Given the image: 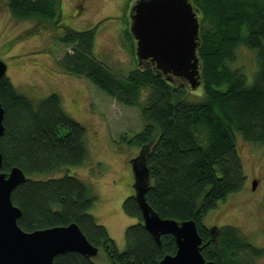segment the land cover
<instances>
[{"label": "trees", "instance_id": "obj_1", "mask_svg": "<svg viewBox=\"0 0 264 264\" xmlns=\"http://www.w3.org/2000/svg\"><path fill=\"white\" fill-rule=\"evenodd\" d=\"M59 2L8 0L6 8L15 20L35 19L57 27ZM189 2L209 25L198 31L203 95L197 102L178 99L183 91L171 87L170 80L149 63L125 77L105 68L92 55L95 29L77 32L64 28L59 42L69 51L57 67L88 80L120 103L130 106L141 99L142 130L130 143L147 149L143 158L150 183L144 193L148 207L162 220L192 221L205 261L253 264L264 256V250L253 247L232 227H223L212 237L202 220L243 188L245 176L236 135L251 145L264 146V0ZM127 36L133 40L129 33ZM239 48L254 54L256 70L250 85L242 70L233 68ZM0 105V173L8 175L16 168L25 177L10 195L12 205L20 211L19 229L31 233L75 225L111 264H159L175 253L171 236L156 240L144 229L132 196L123 201L122 211L136 223L124 230L125 246L119 252L106 229L90 215L96 197L88 186L68 175L53 176L65 168L82 166L87 158L85 129L64 112L57 95L34 102L3 76ZM53 263L95 264L77 253L60 255Z\"/></svg>", "mask_w": 264, "mask_h": 264}, {"label": "rangeland", "instance_id": "obj_2", "mask_svg": "<svg viewBox=\"0 0 264 264\" xmlns=\"http://www.w3.org/2000/svg\"><path fill=\"white\" fill-rule=\"evenodd\" d=\"M7 1L0 0V62L6 66L5 77L19 94L34 102L57 95L64 112L85 129L87 158L83 165L65 168L53 176L68 175L88 186L96 197L90 215L106 229L121 252L124 230L136 223L122 211L123 201L133 194L131 164L136 160L142 165L147 150L130 143L142 130V101L130 106L115 101L88 80L60 71L57 62L69 51L59 42L64 28H68L77 32L95 29L93 58L119 77L148 65L137 61L135 42L127 36L132 8L139 0H59L57 27L35 19L15 20L6 8ZM196 16L199 31L209 29L200 13ZM233 68L241 69L250 85L256 70L253 52L239 48ZM169 84L183 91L178 99L197 102L202 98L201 85L191 90L177 78ZM235 139L245 176L243 188L208 212L202 225L213 231L232 227L253 247L264 250V146L246 143L238 135ZM149 184L141 178L143 187ZM92 260L95 264H111L102 250ZM253 264H264V256L253 260Z\"/></svg>", "mask_w": 264, "mask_h": 264}, {"label": "water", "instance_id": "obj_3", "mask_svg": "<svg viewBox=\"0 0 264 264\" xmlns=\"http://www.w3.org/2000/svg\"><path fill=\"white\" fill-rule=\"evenodd\" d=\"M196 14L189 0H139L132 8L129 26L137 61L149 63L168 81L184 80L191 90L200 85ZM5 73L6 66L0 62V78ZM2 121L0 105V137ZM142 163L132 161L131 196L140 209L143 227L156 240L167 235L175 242V253L165 256L159 264H213L200 254L202 241L192 221L162 220L148 207L144 199L146 187L141 185L142 177L148 180L144 158ZM24 180L23 173L16 168L8 175L0 173V264H54L56 257L66 253L95 258L97 248L87 242L75 225L31 233L18 228L20 211L12 205L10 195ZM255 187L254 181L252 191ZM213 232L211 230L210 234Z\"/></svg>", "mask_w": 264, "mask_h": 264}, {"label": "flooded vegetation", "instance_id": "obj_4", "mask_svg": "<svg viewBox=\"0 0 264 264\" xmlns=\"http://www.w3.org/2000/svg\"><path fill=\"white\" fill-rule=\"evenodd\" d=\"M210 231L211 230H209V233H210ZM217 231L215 230L212 234H210L212 237L216 234L217 235V233H216Z\"/></svg>", "mask_w": 264, "mask_h": 264}]
</instances>
